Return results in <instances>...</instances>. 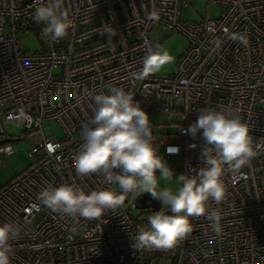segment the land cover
<instances>
[{"label":"built area","instance_id":"1","mask_svg":"<svg viewBox=\"0 0 264 264\" xmlns=\"http://www.w3.org/2000/svg\"><path fill=\"white\" fill-rule=\"evenodd\" d=\"M186 2L64 0L73 25L66 37L52 41L45 24L32 22L36 0H0V141L13 138L4 133L13 123L34 137L30 166L0 189V224L22 228L10 242L11 264H264V0H208L224 11L198 23L181 21ZM35 26L40 50L21 52L19 35L33 34ZM165 32L188 41L176 72L134 79ZM241 34L246 44L233 39ZM109 87L131 92L146 113L180 116L164 133L150 125L159 155L166 161L179 157L181 174L204 167L202 131L195 137L186 132L201 108L231 111L248 124L260 145L256 157L237 172H225L224 200L208 202L209 211L221 215L219 235L206 216L190 217L193 230L176 247L139 249L134 237L142 227L130 213L134 194L94 220L53 213L39 200L48 185L116 190L102 174L81 176L74 167L83 126L96 110L91 96L109 94ZM48 122L59 125L61 138L44 126ZM12 151L8 143L0 145V167Z\"/></svg>","mask_w":264,"mask_h":264},{"label":"clouds","instance_id":"2","mask_svg":"<svg viewBox=\"0 0 264 264\" xmlns=\"http://www.w3.org/2000/svg\"><path fill=\"white\" fill-rule=\"evenodd\" d=\"M34 15L37 23L46 25L44 34L52 41L66 37L73 25L64 0H36ZM151 18L158 17L153 13ZM233 39L247 43L243 34ZM171 62L168 51L157 44L147 52L142 68L132 73V77L144 80ZM108 93L91 96L96 110L90 124L83 126L84 142L74 158V167L81 176L102 174L107 183L118 185L119 191L85 192L75 184L48 185L38 194L42 204L53 213L94 220L123 206L129 194L148 193L162 208L148 217L150 227L140 228L135 235L136 248L168 250L176 247L193 230L190 217L206 216L213 232L219 235L221 215L218 211H209L208 202L213 200L219 204L224 200L225 172H237L256 157L260 145H254L248 124L231 111L201 108L197 120L186 132L195 137L202 131L204 167L192 169L195 175H177L159 155L153 143L149 114L135 101L133 94L120 87H109ZM168 152L175 153L178 149L169 148ZM174 177L180 185L175 191L160 186L161 181L170 182ZM21 231L16 222L0 224V264H11L10 242Z\"/></svg>","mask_w":264,"mask_h":264},{"label":"rangeland","instance_id":"3","mask_svg":"<svg viewBox=\"0 0 264 264\" xmlns=\"http://www.w3.org/2000/svg\"><path fill=\"white\" fill-rule=\"evenodd\" d=\"M224 11L223 7L217 4L208 2V0H188L185 6L181 10V21L198 23L205 21L206 17L210 19H218L221 13ZM186 37L177 32H165L159 37L157 44L161 45L168 51L172 57V62L166 64L159 72L152 76H169L176 72L179 58L184 54V51L188 47V41ZM19 45L17 46L21 52L33 53L40 50L38 38L31 32H25L18 37ZM156 44V45H157ZM150 122L161 127L162 133L165 132V125L177 124L181 121L179 115L163 113V112H149ZM44 126H49L53 136L61 138L62 131L56 122L45 123ZM22 126L17 123L10 124L4 133L7 136L13 137V139L23 138L22 141L15 143H8L12 147V152L9 155L4 156L3 167H0V189L13 180L16 176L24 172L31 164V159L27 156L28 151L31 148V142H33V134L23 135ZM179 157H172L167 161L169 167L177 174L182 173ZM161 187H169L173 191L178 189L180 185L177 183L174 177L172 181L160 182ZM114 189H119L118 185ZM136 194H134L133 199ZM132 199V200H133ZM134 201V200H133ZM130 213L132 218L137 222V225L145 227L144 221L150 216L149 210H138L132 207L130 203Z\"/></svg>","mask_w":264,"mask_h":264},{"label":"water","instance_id":"4","mask_svg":"<svg viewBox=\"0 0 264 264\" xmlns=\"http://www.w3.org/2000/svg\"><path fill=\"white\" fill-rule=\"evenodd\" d=\"M33 24H36V21H32ZM38 32V27L35 26L34 27V33L35 36H37ZM42 46V45H41ZM44 48V46H42ZM19 141H22L21 138H18V139H13V138H8V139H5L3 141H0V145L2 144H5V143H15V142H19ZM134 200V207L135 209H138V210H149V212L151 213H155L156 211H159L161 210V203L155 199H153L151 197L150 194L148 193H143V194H139L135 196V198L133 199ZM167 211V210H165ZM171 214V213H169Z\"/></svg>","mask_w":264,"mask_h":264},{"label":"trees","instance_id":"5","mask_svg":"<svg viewBox=\"0 0 264 264\" xmlns=\"http://www.w3.org/2000/svg\"><path fill=\"white\" fill-rule=\"evenodd\" d=\"M143 224H145V226H149L148 220L146 222H144Z\"/></svg>","mask_w":264,"mask_h":264}]
</instances>
